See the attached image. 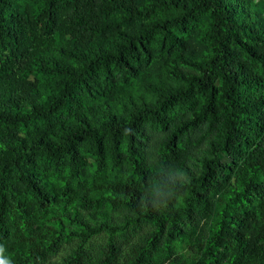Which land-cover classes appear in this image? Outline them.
Wrapping results in <instances>:
<instances>
[{"label": "trees", "instance_id": "1", "mask_svg": "<svg viewBox=\"0 0 264 264\" xmlns=\"http://www.w3.org/2000/svg\"><path fill=\"white\" fill-rule=\"evenodd\" d=\"M31 2L44 3L21 12L25 0H0V264L43 263L70 236L71 222L79 225L81 242L65 264H86L85 243L118 229L111 214L117 210L127 223L154 227L127 264H264V11L258 1L171 0L178 11L151 29L110 39L111 17L139 15L141 0ZM181 14L207 17L208 53L181 58L190 71L166 66L157 82L145 83L149 96L129 94L130 108L118 112L112 95L165 57L164 42L153 49L148 34L170 32L171 46V26ZM103 34L107 40L99 42ZM59 37L66 41L58 56L45 57ZM45 78L50 82L41 83ZM84 95L95 100L94 112L82 105ZM174 110L182 115L171 118ZM149 119L164 133L161 171L145 157ZM124 143L127 153L119 151ZM186 145L203 147L199 170ZM84 148L99 163L114 152L123 178L78 179L87 164ZM65 171L64 188L45 185ZM80 209L104 218L93 228ZM180 243L190 246L188 256L173 255ZM95 264H120V248L111 241Z\"/></svg>", "mask_w": 264, "mask_h": 264}, {"label": "rangeland", "instance_id": "2", "mask_svg": "<svg viewBox=\"0 0 264 264\" xmlns=\"http://www.w3.org/2000/svg\"><path fill=\"white\" fill-rule=\"evenodd\" d=\"M142 7L141 13L136 16H130L124 14L123 12L115 13L109 20L107 30L108 36L103 34L99 42H103L110 39L116 34H127L133 35L139 31L140 28L144 30L151 29L155 23L159 22L161 19H166L168 13L171 11H178L177 8L171 3V0H167L163 3H155V0H141ZM260 9L264 11V0H257ZM26 4L19 6L18 9L21 12H25L26 9H36L43 6L34 4L31 0H25ZM207 17L203 16H188L184 17L181 14L180 19L173 21L171 26L172 33L176 35L175 42L170 46L168 36H172L170 32H164L161 30H154L148 34L151 47L156 48V43L160 41L164 42L163 45V55L162 59L155 60L149 69L145 70L143 73L137 77L130 80L127 84L126 90L122 94L118 92L112 95L111 100L115 109L120 112H126L130 108L131 102L127 100V96L131 94L135 98H146L149 96V91L145 89V83L151 82L155 83L158 81L159 77L166 70L164 69L168 65H177L181 67L184 71H190L183 63L180 62L181 58H186L189 56H195L197 58L203 57L208 53L207 39L205 36V31L207 29ZM120 34V36H121ZM169 34V35H168ZM107 39H106V37ZM119 36V37H120ZM167 37V38H166ZM66 37H59L57 44L49 50L44 56L47 58H54L58 56V49L64 45ZM5 50L0 47V54ZM120 68H112L113 72H119ZM171 77V74H167ZM34 74L29 73V77L35 80ZM50 78H45L41 83H49ZM83 106H88L87 111L94 112L95 100H91L88 95L83 96V101L81 102ZM182 115V111L174 110L171 113V118ZM147 132L150 134V142L145 150V157L148 162L149 167L153 171H161L163 169V160L158 155V147L161 140L164 137V133L160 129H155L151 126L150 119L144 123ZM187 158L189 163L195 166L198 170V157L203 153V147L186 145L185 147ZM122 153H127V146L125 143L119 149ZM83 155L86 158L87 164L83 167L78 179L80 180H91L97 176L111 175L110 180L122 179L124 173L119 169L114 167V152H110L107 155L106 162L99 163L95 159L94 155L88 150L83 149ZM70 174L69 171H65L61 176L57 177H47L44 180L45 185L50 188V190L57 189L58 187H63L67 184L66 179ZM71 185L74 184V180ZM55 191L54 193H56ZM106 204H109L106 201ZM81 217L86 220L91 227L98 226L99 222L104 218L98 217V214L84 211L80 209ZM112 216L117 220L118 229L114 232L109 231H99L94 234L85 243V253H86V264H95L99 258L102 256L103 251L106 249L108 244L112 241L120 248V264H127L126 260L131 259L133 248L135 244H140L145 240L154 230V227L146 222L141 223L131 222L127 223V220L123 217L120 210L111 212ZM107 220V217L106 219ZM73 229L70 232L68 238L62 239L59 248L54 253L50 254L46 261L41 264H65L67 259L74 253V250L80 244L81 239H79L80 227L77 223L71 222ZM203 224L199 227V231H203ZM191 253L190 246L188 244L180 243L177 244L173 250V255H185L188 256Z\"/></svg>", "mask_w": 264, "mask_h": 264}, {"label": "snow or ice", "instance_id": "3", "mask_svg": "<svg viewBox=\"0 0 264 264\" xmlns=\"http://www.w3.org/2000/svg\"><path fill=\"white\" fill-rule=\"evenodd\" d=\"M262 179H264V177H262Z\"/></svg>", "mask_w": 264, "mask_h": 264}]
</instances>
